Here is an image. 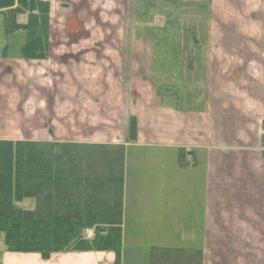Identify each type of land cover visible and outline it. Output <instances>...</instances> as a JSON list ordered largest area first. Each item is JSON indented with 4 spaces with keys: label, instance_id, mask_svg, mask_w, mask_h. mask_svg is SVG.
Instances as JSON below:
<instances>
[{
    "label": "crops",
    "instance_id": "obj_1",
    "mask_svg": "<svg viewBox=\"0 0 264 264\" xmlns=\"http://www.w3.org/2000/svg\"><path fill=\"white\" fill-rule=\"evenodd\" d=\"M94 43L59 53L60 45L52 48L49 37L48 56L35 59L22 56L21 50L11 54L9 46L0 43V140L124 146L122 264H151L152 248L200 251L201 264H264V130L235 145L237 139L227 142L216 132L220 126L207 109L184 107L178 99L174 108L164 104L163 97L137 98L133 112H127V119H137V136L129 138L128 126L121 123L123 100L116 99L114 88L98 85L100 63L115 62V42ZM123 45L119 42L118 49ZM84 54L90 57L80 60L88 66L84 74L70 66L74 79L54 80L66 77L49 64L51 58L64 66L77 65ZM128 156L136 174L134 192L128 186ZM157 162L161 167L175 164L176 182L152 169ZM163 192L168 193L165 198ZM17 205L34 209L36 198ZM130 225L150 240L147 246L126 237ZM148 230L157 233L145 236ZM115 261L116 253L110 250L66 252L46 260L37 252L0 247V264Z\"/></svg>",
    "mask_w": 264,
    "mask_h": 264
},
{
    "label": "rangeland",
    "instance_id": "obj_2",
    "mask_svg": "<svg viewBox=\"0 0 264 264\" xmlns=\"http://www.w3.org/2000/svg\"><path fill=\"white\" fill-rule=\"evenodd\" d=\"M43 1L51 4L49 37L52 48L60 45L59 53L85 43L115 42L111 49L115 62L102 65L99 60L98 85L102 88L104 82L103 88H114L116 99L123 100L124 128H129L127 112H133L135 99L163 97L164 104L174 108L178 99L184 107L209 110L214 124L220 126H215L216 132L227 142L237 139L235 145L242 139L253 140L260 128L264 130V0ZM19 19L25 22L27 15ZM27 37L24 30L7 33L0 12V43L9 46L11 54L21 50ZM119 42L124 44L122 49ZM86 56L68 66L51 58L49 64L66 77L54 80L72 79L70 66L84 74L88 66L80 60L90 59ZM156 164L152 169L175 181L174 163ZM132 165L128 156L130 192L136 178ZM163 194L165 198L168 193ZM128 228L127 238L149 244L132 225ZM156 233L148 230L145 236Z\"/></svg>",
    "mask_w": 264,
    "mask_h": 264
},
{
    "label": "trees",
    "instance_id": "obj_3",
    "mask_svg": "<svg viewBox=\"0 0 264 264\" xmlns=\"http://www.w3.org/2000/svg\"><path fill=\"white\" fill-rule=\"evenodd\" d=\"M7 33L24 30L27 58H46L50 49L51 4L42 0H0ZM27 15L25 23L19 17ZM137 136L129 118L128 137ZM125 149L0 140V247L37 252L43 259L66 252L113 251L122 264ZM36 198L34 209L17 205ZM93 230V237L87 230ZM151 264H201L200 251L152 248Z\"/></svg>",
    "mask_w": 264,
    "mask_h": 264
}]
</instances>
